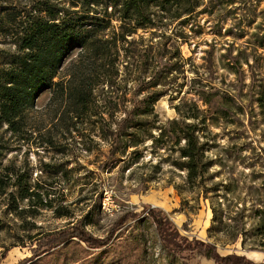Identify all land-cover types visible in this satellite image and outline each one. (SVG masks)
<instances>
[{
  "label": "rangeland",
  "instance_id": "1",
  "mask_svg": "<svg viewBox=\"0 0 264 264\" xmlns=\"http://www.w3.org/2000/svg\"><path fill=\"white\" fill-rule=\"evenodd\" d=\"M210 1L215 4L184 26L191 35L181 44L189 58L186 78H179L181 93L171 91L155 104L171 135L169 121L179 118L176 105L186 110L193 99L205 109L207 123L198 127L202 176L190 179L181 167L183 139L174 147L149 139L129 149L136 153L125 152L122 142L114 144L116 122L144 95L135 94L136 68L125 66L122 52L107 78L99 63L74 49L56 78L60 84L39 95L23 131L0 129L10 147L0 160V264H100L109 258L218 264L198 249L168 250L150 208L162 211L182 235L216 244L221 255L236 253L249 264H264V107L259 102L261 95L264 99V0ZM178 22L167 30L178 28ZM141 34L145 43L159 39L140 29L137 41ZM1 49H14L2 35ZM75 86L94 93L84 113L62 90ZM152 133L158 136L160 130ZM128 213L140 215L117 226ZM73 226L101 239L118 228L103 247L73 237L34 254L39 239Z\"/></svg>",
  "mask_w": 264,
  "mask_h": 264
},
{
  "label": "trees",
  "instance_id": "2",
  "mask_svg": "<svg viewBox=\"0 0 264 264\" xmlns=\"http://www.w3.org/2000/svg\"><path fill=\"white\" fill-rule=\"evenodd\" d=\"M3 2L0 0V35L14 49L0 50V129L6 126V131L14 134L23 131L26 115L36 105L39 95L60 84L56 78L64 59L72 50H84L89 58L103 67L107 78L110 76V66L124 52L125 66H135L137 74L133 80L140 82L135 94L144 95L140 103L133 104L132 109L116 122L119 128L114 133V144L122 142L123 150L128 152L130 148L136 149L149 139L156 145L161 143L170 146L173 142V147L183 139L185 144L179 147V151L180 157L186 161L181 163V167L188 170L190 179L202 176L204 167L199 165V161L204 154V144L199 139L198 127L207 123L205 109L193 99L186 103V110L181 108V103L176 105L179 118L169 121L173 126V137L160 123L155 104L171 91L181 93L184 83H180L179 78H186L185 68L189 59L183 56L181 44L188 42L191 35L184 26L191 16L206 12L210 3L215 4L214 1L30 0L29 5L23 7ZM114 20L118 21V26L113 24ZM178 20V28L167 30ZM140 29L159 39L145 43V34H141L137 41L135 35ZM66 89L73 105L80 107L81 113L87 111L94 96V93H90L91 89L86 93L78 86L62 87L63 91ZM200 100L205 99L200 97ZM263 101L261 95L259 102L262 107ZM113 104L116 106L118 103ZM176 126L179 127L176 129ZM153 128L160 130L158 136L152 133ZM7 144L0 133V160L10 148ZM135 149L131 153H136ZM1 187L4 184L0 180ZM26 190L29 195L41 196L39 191ZM148 214L153 218L164 246L172 252L198 249L218 264L250 262L245 255H221L216 244L182 235L160 210L150 208ZM137 215L140 213L124 215L117 226ZM117 228L113 227L111 235L105 239L94 237L77 226L64 228L39 239V247L34 254L38 255L43 248H53L73 237L92 247H103ZM100 264L134 263L121 258H109Z\"/></svg>",
  "mask_w": 264,
  "mask_h": 264
}]
</instances>
